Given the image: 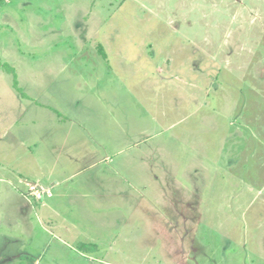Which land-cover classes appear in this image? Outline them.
Wrapping results in <instances>:
<instances>
[{
	"label": "rangeland",
	"instance_id": "rangeland-1",
	"mask_svg": "<svg viewBox=\"0 0 264 264\" xmlns=\"http://www.w3.org/2000/svg\"><path fill=\"white\" fill-rule=\"evenodd\" d=\"M0 264H264V0H0Z\"/></svg>",
	"mask_w": 264,
	"mask_h": 264
},
{
	"label": "built area",
	"instance_id": "built-area-1",
	"mask_svg": "<svg viewBox=\"0 0 264 264\" xmlns=\"http://www.w3.org/2000/svg\"><path fill=\"white\" fill-rule=\"evenodd\" d=\"M28 193L36 199H41L44 195L49 196V190L41 188L39 185L31 183L29 185Z\"/></svg>",
	"mask_w": 264,
	"mask_h": 264
},
{
	"label": "crops",
	"instance_id": "crops-1",
	"mask_svg": "<svg viewBox=\"0 0 264 264\" xmlns=\"http://www.w3.org/2000/svg\"><path fill=\"white\" fill-rule=\"evenodd\" d=\"M25 184H28V182H26Z\"/></svg>",
	"mask_w": 264,
	"mask_h": 264
}]
</instances>
